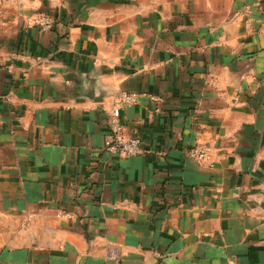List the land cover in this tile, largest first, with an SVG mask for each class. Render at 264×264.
<instances>
[{"label":"crops","instance_id":"1","mask_svg":"<svg viewBox=\"0 0 264 264\" xmlns=\"http://www.w3.org/2000/svg\"><path fill=\"white\" fill-rule=\"evenodd\" d=\"M0 264H264V0H0Z\"/></svg>","mask_w":264,"mask_h":264},{"label":"built area","instance_id":"2","mask_svg":"<svg viewBox=\"0 0 264 264\" xmlns=\"http://www.w3.org/2000/svg\"><path fill=\"white\" fill-rule=\"evenodd\" d=\"M32 21L41 26L42 29H51L54 19L47 15H40L32 18ZM139 93L135 90H121L112 108L109 110V131L105 137V149L111 154L129 156L140 153L143 149L142 140L137 136H128L124 133V124L121 118L122 111L129 105L137 102ZM210 152L209 147L194 145L188 148L190 157L205 159Z\"/></svg>","mask_w":264,"mask_h":264}]
</instances>
